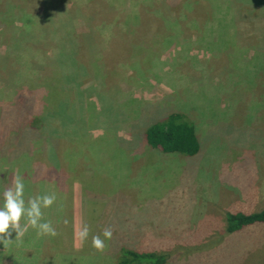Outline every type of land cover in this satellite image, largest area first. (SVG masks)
Masks as SVG:
<instances>
[{"label":"rangeland","instance_id":"374dc122","mask_svg":"<svg viewBox=\"0 0 264 264\" xmlns=\"http://www.w3.org/2000/svg\"><path fill=\"white\" fill-rule=\"evenodd\" d=\"M255 1L0 0V204L17 172L26 201L56 194L44 220L58 235L39 237L41 264H117L121 248L155 244L165 264H264L263 242L226 237L217 216L223 195L264 186V0ZM61 52L65 62L53 61ZM62 77L76 79L56 91L74 116L63 127L40 90ZM32 91L43 123L23 136L14 101ZM176 112L194 126V155L144 145L141 132ZM58 136L62 172L48 161ZM129 152H143L138 172L126 169ZM105 228L113 234L100 252L91 236Z\"/></svg>","mask_w":264,"mask_h":264},{"label":"trees","instance_id":"16d2710c","mask_svg":"<svg viewBox=\"0 0 264 264\" xmlns=\"http://www.w3.org/2000/svg\"><path fill=\"white\" fill-rule=\"evenodd\" d=\"M246 1L249 4L255 3L254 7H257L259 4L255 0ZM253 9L254 8H251L250 10ZM132 31V33L128 32L130 34L128 35L132 38H135L136 32L135 30ZM134 43H131L130 46H132L131 50H133L134 48L136 53L138 49H135ZM74 54L76 53L74 52ZM62 55L63 54L61 52L59 56L53 59V61L62 63L65 62ZM72 61L74 62V60L70 57V62ZM129 68H132L134 70L135 66L129 65ZM75 80V78L62 77L57 81L58 87H56L57 85L48 86L46 82L43 83V85L40 87V90H44L47 99V110H45L44 108L45 113H50L49 115L53 117L59 116L62 127L66 126V123H71L74 116L72 112L69 111L70 109L67 110L66 108H64V106L58 104L57 96L59 94L56 91L58 89L60 91H64V89L61 88L65 87V84L68 85ZM59 86L62 87L60 88ZM37 92L38 91H32L29 94L20 93V95L16 97V101H14V120H16V127H19L20 125L23 127V136L26 135V131L28 132L30 130L42 128L41 124L43 123V118L37 116V113H34V109H36L35 106L37 104ZM141 135L145 141L144 145L148 149L151 148L150 150L153 151L156 150L162 153H181L183 155H194L199 150V142L198 138L196 137L193 124L190 121L186 120L182 114L177 112L169 113L168 115L156 120L155 122H152V124H150L145 131L141 132ZM50 143L53 144L54 148L51 147V150L48 151V153L51 155L50 158L52 159V161H48L54 164L55 171L62 172L63 169L61 167L60 158L62 139L60 136H58L56 139L54 138V140H50ZM38 151L40 150L38 149ZM73 160L75 161L74 157H72L71 160L68 161V167H71L74 164ZM255 223H264V210L253 214H226L227 232H235ZM29 230L30 228L28 226L23 236V239H26L27 243L25 242L22 245H17L16 247L14 246V253H12L13 251L11 248H9L10 250L5 249V252L3 251L4 253H0L1 264L2 259H5L3 264H41L38 259V242H40V239L39 237H37V239L33 243L34 247L27 246V244L29 243V239H31ZM29 252L31 253L28 254ZM165 258L166 255L162 253L144 252L121 248L119 250L117 264H165Z\"/></svg>","mask_w":264,"mask_h":264},{"label":"clouds","instance_id":"9594fccd","mask_svg":"<svg viewBox=\"0 0 264 264\" xmlns=\"http://www.w3.org/2000/svg\"><path fill=\"white\" fill-rule=\"evenodd\" d=\"M56 194L45 193L29 197L25 200V183L23 176L17 172L11 179L10 185L2 193L0 204V244L4 247L16 243L22 244L27 227L36 230L37 237L58 235L50 220H44V210L56 203ZM22 221L26 223L22 224ZM15 232V239H11ZM112 229L105 228L101 234L91 236V246L100 252L106 247V241L112 238ZM90 235V227L82 223L77 232V239L81 244Z\"/></svg>","mask_w":264,"mask_h":264},{"label":"crops","instance_id":"0c3cea01","mask_svg":"<svg viewBox=\"0 0 264 264\" xmlns=\"http://www.w3.org/2000/svg\"><path fill=\"white\" fill-rule=\"evenodd\" d=\"M229 109L230 113H233L234 111H237L236 107H230ZM238 108V107H237ZM229 119V118H228ZM133 157V158H132ZM129 159L131 162H129ZM144 157H143V152L139 153H134V152H129L126 155V160L128 161L126 164L128 167H126L127 171L129 172H138L141 167L144 165ZM264 159V156L262 157ZM149 167V165H148ZM135 170V171H134ZM250 175L253 176H258L260 171L257 169H252L248 172ZM238 174L244 176L245 171H240ZM257 179V178H256ZM261 185V180H259L258 184H253V185H248L252 189L248 191L246 194L244 193L245 190V184H242L240 187L241 189L244 187V190H242L240 193L228 195L227 199L224 198V195L221 197V210L219 211V214L217 215L220 219L223 221V227H224V233L226 237H231V236H236L240 233H245V234H254V236H249L250 238H258L262 244V252H263V257H264V223H255L250 226L244 227L238 231L235 232H227L226 230V214H236V213H243V214H253V213H258L262 210H264V186ZM260 187L262 188L260 190ZM139 190V188H137ZM231 201V202H230ZM233 204V206L228 207L229 204ZM232 209V210H230ZM234 209V210H233ZM125 239L130 238V234L124 237ZM141 239L140 237H138ZM152 249V248H151ZM154 253H158L157 251V244H155ZM149 252V251H148Z\"/></svg>","mask_w":264,"mask_h":264}]
</instances>
